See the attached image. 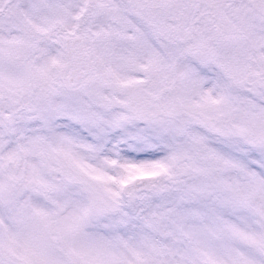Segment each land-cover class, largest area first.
I'll list each match as a JSON object with an SVG mask.
<instances>
[{
    "label": "snow or ice",
    "instance_id": "obj_1",
    "mask_svg": "<svg viewBox=\"0 0 264 264\" xmlns=\"http://www.w3.org/2000/svg\"><path fill=\"white\" fill-rule=\"evenodd\" d=\"M0 264H264V0H0Z\"/></svg>",
    "mask_w": 264,
    "mask_h": 264
}]
</instances>
